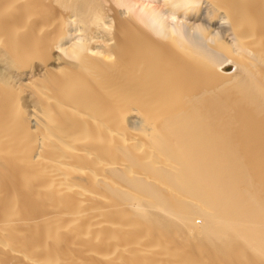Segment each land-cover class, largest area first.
<instances>
[{
  "label": "bare ground",
  "instance_id": "bare-ground-1",
  "mask_svg": "<svg viewBox=\"0 0 264 264\" xmlns=\"http://www.w3.org/2000/svg\"><path fill=\"white\" fill-rule=\"evenodd\" d=\"M0 264H264V0H0Z\"/></svg>",
  "mask_w": 264,
  "mask_h": 264
},
{
  "label": "rangeland",
  "instance_id": "rangeland-1",
  "mask_svg": "<svg viewBox=\"0 0 264 264\" xmlns=\"http://www.w3.org/2000/svg\"><path fill=\"white\" fill-rule=\"evenodd\" d=\"M196 221H197L198 224L202 223V219L200 217H197Z\"/></svg>",
  "mask_w": 264,
  "mask_h": 264
}]
</instances>
